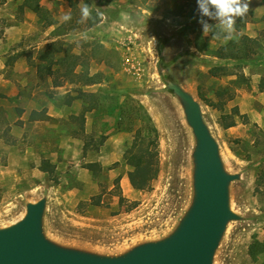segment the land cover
I'll return each mask as SVG.
<instances>
[{
    "label": "rangeland",
    "instance_id": "rangeland-1",
    "mask_svg": "<svg viewBox=\"0 0 264 264\" xmlns=\"http://www.w3.org/2000/svg\"><path fill=\"white\" fill-rule=\"evenodd\" d=\"M25 2L0 5V228L45 197L44 234L64 247L116 256L168 236L191 204L195 145L171 81L198 101L224 168L239 175L229 185L239 219L228 222L213 264H264V0L250 1L228 41L203 33L196 0H38L54 24L21 9ZM85 4L91 18L81 22ZM243 34L254 53L221 57L243 56ZM54 41L88 60L98 82L54 87L40 78L31 62ZM76 88L89 95L65 104ZM122 104L137 117L132 126L119 117ZM138 128L158 158L144 188L124 160ZM254 245L262 251L251 254Z\"/></svg>",
    "mask_w": 264,
    "mask_h": 264
},
{
    "label": "water",
    "instance_id": "water-1",
    "mask_svg": "<svg viewBox=\"0 0 264 264\" xmlns=\"http://www.w3.org/2000/svg\"><path fill=\"white\" fill-rule=\"evenodd\" d=\"M166 86L181 104L195 141L193 196L175 229L161 240L138 244L116 256L64 247L44 234L43 197L27 203L19 221L0 228V264H213L228 222L239 219L229 205V185L239 175L224 168L198 101L175 82L167 81Z\"/></svg>",
    "mask_w": 264,
    "mask_h": 264
},
{
    "label": "trees",
    "instance_id": "trees-1",
    "mask_svg": "<svg viewBox=\"0 0 264 264\" xmlns=\"http://www.w3.org/2000/svg\"><path fill=\"white\" fill-rule=\"evenodd\" d=\"M6 0H0V5L5 3ZM38 0H26L24 5L21 6V9L26 6L31 9L33 12L37 14L39 19H45L48 24H54L50 19L46 17V10L39 6L37 3ZM99 19L93 18L90 21V24H95ZM65 25V24H64ZM214 35V34H212ZM221 36L220 39H222ZM238 41L241 42L239 45L240 49L243 52V56H237L236 52H228V54H221L223 50L225 51L226 44L221 46L216 54H221V57L224 58H245L249 57L254 53V43L255 39L248 37L247 35H241L238 38ZM220 56V55H219ZM38 61L37 64L31 62V65L36 66L38 76H51L52 77V85L54 87L62 86L65 81L70 83L79 82L81 85H91L97 83L96 75H90L88 73V60L84 58L75 57L69 51V49H63L62 44L60 42L54 41L47 44L45 47L38 50L36 58ZM77 68H79V72L76 76L73 74L76 72ZM76 94L72 95L69 92L65 94V104L70 105L74 99L84 98L89 95L87 92L82 90V88L75 89ZM126 105L125 103H123ZM120 105L118 107V114L121 120H126L127 123L132 126L136 121V118L133 117V111H129L130 109H126L127 107L124 105ZM32 113V120L36 119ZM84 122V119H82ZM121 125V122H119ZM233 124L231 122H224L222 125L224 127H229ZM131 128V127H130ZM148 129L151 132H156L155 128L151 124H149ZM154 143V139H146L143 138L141 134L140 128L134 131V139L130 148L124 154V160L127 164L131 165L136 173L139 176L138 180H133L132 184L135 187L144 188L146 185H150L151 181L154 180L158 174V158L156 150H152L150 146ZM41 169L45 172L51 170L49 163L44 162L42 164ZM259 244H256L258 246ZM262 251L261 248H255L251 250V254Z\"/></svg>",
    "mask_w": 264,
    "mask_h": 264
},
{
    "label": "clouds",
    "instance_id": "clouds-1",
    "mask_svg": "<svg viewBox=\"0 0 264 264\" xmlns=\"http://www.w3.org/2000/svg\"><path fill=\"white\" fill-rule=\"evenodd\" d=\"M197 11L203 33L212 32L216 38L228 41L233 38L237 18L245 17L250 8V0H196ZM81 22L91 18V9L85 4L80 9ZM208 18V19H205ZM62 21L71 19V13H66ZM209 20L215 23H209Z\"/></svg>",
    "mask_w": 264,
    "mask_h": 264
},
{
    "label": "crops",
    "instance_id": "crops-1",
    "mask_svg": "<svg viewBox=\"0 0 264 264\" xmlns=\"http://www.w3.org/2000/svg\"><path fill=\"white\" fill-rule=\"evenodd\" d=\"M252 1V0H250ZM259 7H260V0H259ZM257 9V8H256ZM259 24V23H258ZM246 25L248 26L249 25V22H246ZM250 36V35H249Z\"/></svg>",
    "mask_w": 264,
    "mask_h": 264
}]
</instances>
